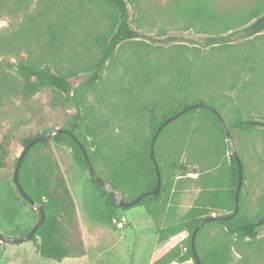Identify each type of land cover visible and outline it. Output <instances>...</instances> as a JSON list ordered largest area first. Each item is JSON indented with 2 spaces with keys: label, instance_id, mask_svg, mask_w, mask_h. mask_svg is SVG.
<instances>
[{
  "label": "rangeland",
  "instance_id": "374dc122",
  "mask_svg": "<svg viewBox=\"0 0 264 264\" xmlns=\"http://www.w3.org/2000/svg\"><path fill=\"white\" fill-rule=\"evenodd\" d=\"M129 24L139 38L121 43L107 63L102 80L86 86L99 44L113 31L112 10L104 0H0V40L21 32L31 41L40 65L62 74L72 70L74 92L69 96L46 89L29 100L4 96L0 128H31L39 132L66 129L80 109L79 134L93 154L95 173L106 181L113 144L132 133L146 139L149 124L144 107L168 98H199L215 109L227 128L237 119L264 122V31L252 37L236 34L226 44L209 46L206 38L226 36L264 14V0H132L127 4ZM57 27L64 39L50 48L47 25ZM0 55V79L15 75V64L27 54L22 44ZM50 48V49H49ZM172 116V115H171ZM89 129L92 135H88ZM244 167L241 189L243 215L255 219L264 212V127L249 132L229 130ZM22 149L14 146L12 158ZM230 149L213 119L194 111L168 124L157 142V156L166 191L146 207L126 211L112 208L91 183L71 149L51 142L36 148L31 162H55L76 210L85 255L59 263L40 259L32 244L0 242V264H148L175 246L184 253L186 232L156 245L158 231L180 223L200 197L217 184L221 206L211 216L231 213L225 194L230 190ZM185 165L186 174L169 164ZM12 168L4 171L6 186ZM208 181L209 184H205ZM139 189H117L125 201ZM1 225L2 234L16 238L38 221V214L23 200ZM203 228V229H202ZM198 235V251L230 246L229 264H264V229L254 241H237L218 225H205ZM169 264H176L171 262Z\"/></svg>",
  "mask_w": 264,
  "mask_h": 264
},
{
  "label": "trees",
  "instance_id": "16d2710c",
  "mask_svg": "<svg viewBox=\"0 0 264 264\" xmlns=\"http://www.w3.org/2000/svg\"><path fill=\"white\" fill-rule=\"evenodd\" d=\"M112 10V34L99 44L100 56L92 66V72L86 81V86H92L98 81L102 80V75L106 69L107 63L114 55L116 48L123 42L139 38V34L134 31L129 24V13L127 4L132 0H104ZM264 31V14L256 17V19L248 26L239 31H233L226 36L206 38L203 40L204 44L213 46L217 44H226L237 33L242 37L248 38L255 36ZM47 34L49 38L50 48L57 47L64 39L61 31L53 24L47 25ZM31 41L29 38L24 37L21 32L15 35L12 40H0V55L6 51L16 50L14 44H22L27 54L23 60H18L15 64L14 76H3L0 79V105L4 96L20 98L29 100L43 90L49 89L57 94L69 96L73 91L70 79L75 76L72 70L62 74L54 72L48 65H40L35 61L34 55L28 49ZM49 48V49H50ZM194 104H204L201 99L195 98L189 100L188 98H168L162 100L157 104L144 107L148 124L149 134L146 139L137 133H132L126 142L120 144H113L110 149V162L109 166L111 173L106 179L111 186L117 190L120 187H129L133 190H138L137 194L129 201L134 200L137 196L144 192L151 191L156 183V175L153 164L149 157V145L151 138L157 127L171 115L186 109ZM194 111H199L208 114L217 125L218 130L226 139L222 127L214 114L206 109L197 108L191 109L184 113L181 118L189 116ZM1 113V110H0ZM82 120L80 109L73 117L70 127L66 128L70 134L74 135L78 141L84 146L87 155L91 162H93V154L88 152L84 137L81 138L79 132ZM177 120V119H176ZM174 120V121H176ZM168 126V125H167ZM158 135L154 144V157L159 167L161 175V186L157 196L148 195L142 198L137 204L132 207H146L158 202L166 191V186L162 177L163 171L159 165L157 156V142L164 130ZM264 127V122L255 119H237L233 122L229 130H238L240 132H249L255 128ZM50 129L41 132L31 128H0V233L1 225L4 220L10 215L9 213L14 210L18 200H23V197L18 192L16 186L13 184V172L16 165V159L12 158V150L14 146L23 148L36 136L49 131ZM92 135L91 130L87 132ZM51 142L68 146L76 160V163L87 169L84 156L78 145L72 140L68 134H58L46 138L34 145L25 155L18 173V182L27 196L40 203L43 207L45 218L41 226L35 231L29 242L34 248V253L42 260L61 262L65 259H78L85 255V248L79 230V225L76 217L75 204L72 195L66 186L63 176L59 171L58 165L46 158H38L36 161L31 162L33 151L36 148H46ZM21 153V152H20ZM242 163V162H241ZM171 171L180 170L184 175L188 169L185 165L173 162L169 164ZM12 168V176L8 181L9 188L6 186V179L3 175L4 171ZM243 181H244V167L242 164ZM237 182V168L232 155H230L229 167V187L230 190L225 194L226 203L230 207L232 213L234 208V192ZM90 183L104 195L106 202L114 209L126 211L129 208H121L116 206L111 198L105 193L90 177ZM205 184H209L205 181ZM213 190L208 194L205 193L199 201L192 207L187 214L183 217L182 221L176 225L162 228L158 231L159 243L164 242L168 238L175 236L179 233L186 232L187 236L184 240L185 251L181 252L180 247L177 245L169 250L164 256L158 259L153 264H169L176 262V264H195L191 249L190 237L194 228L201 220L211 216L212 210L218 209L221 206V199L219 197L217 184H212ZM244 182L242 183V187ZM241 187V189H242ZM124 198V197H123ZM125 201V200H124ZM125 201V202H129ZM26 202V201H25ZM30 208L31 205L26 202ZM239 207L237 214L228 221L213 222L208 225H218L225 229L226 233L234 237L237 241H254L264 229V212L255 219L246 218L243 215L242 194H239ZM131 208V207H130ZM228 213L224 216H227ZM39 220V216H38ZM38 222V221H37ZM205 227V226H204ZM32 228V227H31ZM203 229V228H202ZM200 229L195 236V248L197 257L200 264H229L231 250L230 246L226 243H220L210 248L204 255L198 251V235ZM31 230V229H30ZM29 230V231H30ZM29 231L19 237L25 236ZM7 234V233H4ZM2 234V235H4ZM6 236V235H4ZM6 237H9L8 235Z\"/></svg>",
  "mask_w": 264,
  "mask_h": 264
},
{
  "label": "water",
  "instance_id": "95a60500",
  "mask_svg": "<svg viewBox=\"0 0 264 264\" xmlns=\"http://www.w3.org/2000/svg\"><path fill=\"white\" fill-rule=\"evenodd\" d=\"M197 108H203L206 109L210 112H212L214 114V116L216 117V119L218 120L220 126L223 129V132L226 136V141L229 145V149L231 152L232 157L234 158L235 164H236V168H237V182H236V187H235V192H234V196H233V200H234V208L231 214L227 215V216H209L204 218L203 220H201L199 222V224L194 228V230L192 231L191 237H190V249H191V253L194 259L195 264H200L199 259L197 257V253H196V248H195V236L197 234V232L204 227L205 225L209 224V223H213V222H223V221H228L230 219H232L238 212V207H239V194L241 191V187H242V183H243V172H242V163L241 160L236 152V149L234 147L231 135H230V131L227 128L222 116L213 108L205 105V104H194L186 109H183L175 114H173L172 116L168 117L166 120H164L155 130L151 141H150V145H149V157L150 160L153 164L154 170H155V175H156V183L154 188L149 191V192H144L142 194H140L139 196H137L134 200L129 201V202H125L124 198L122 196V194L115 190L111 184L105 180H103L102 178H100L96 173L95 170L92 166V163L87 155V152L84 148V146L78 141V139L69 133L68 130L66 129H51L45 133H42L36 137H34L21 151L20 155L17 158L16 161V165H15V169L13 172V184L16 186L18 192L20 193V195L23 197V199L28 202L31 205V208L33 210H35L39 216V220L38 222L31 228V230L29 231V233L25 236L22 237H16V238H12V237H6L4 235H2L0 233V242L1 243H10V244H21L23 242H27L29 241L32 236L34 235L35 231L41 226V224L44 221L45 218V213L43 210V207L40 203H37L36 201H33L32 199H30L27 194L24 192V190L21 188V186L19 185L18 182V173H19V169L21 167V163L25 157V155L27 154V152L36 144H38L39 142H41L42 140L52 137L53 135H58L61 133L64 134H68L72 140L78 145V147L80 148L83 156H84V160L85 163L87 165V170H88V174L89 176L92 178V180L105 192L107 193V195L111 198L112 202L121 208H130L132 206H134L135 204H137L142 198L151 195V196H157L159 194V189L161 186V175L159 172V167L158 164L155 160L154 157V144L155 141L158 137V135L160 134V132L163 130L164 127H166L168 124H170L171 122H173L174 120L178 119L180 116H182L184 113H186L187 111H190L191 109H197Z\"/></svg>",
  "mask_w": 264,
  "mask_h": 264
},
{
  "label": "crops",
  "instance_id": "0c3cea01",
  "mask_svg": "<svg viewBox=\"0 0 264 264\" xmlns=\"http://www.w3.org/2000/svg\"><path fill=\"white\" fill-rule=\"evenodd\" d=\"M156 243V245L158 246V248H160V247H163V249L164 248H167V244H166V242H162V243H157V242H155ZM152 260L151 261H149V263L148 264H152Z\"/></svg>",
  "mask_w": 264,
  "mask_h": 264
},
{
  "label": "built area",
  "instance_id": "2783aa9c",
  "mask_svg": "<svg viewBox=\"0 0 264 264\" xmlns=\"http://www.w3.org/2000/svg\"><path fill=\"white\" fill-rule=\"evenodd\" d=\"M183 250L185 251V248Z\"/></svg>",
  "mask_w": 264,
  "mask_h": 264
}]
</instances>
